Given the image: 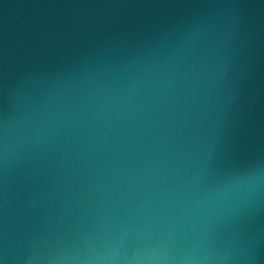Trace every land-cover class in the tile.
Wrapping results in <instances>:
<instances>
[{"label":"water","instance_id":"obj_1","mask_svg":"<svg viewBox=\"0 0 264 264\" xmlns=\"http://www.w3.org/2000/svg\"><path fill=\"white\" fill-rule=\"evenodd\" d=\"M0 264H264V0H0Z\"/></svg>","mask_w":264,"mask_h":264}]
</instances>
